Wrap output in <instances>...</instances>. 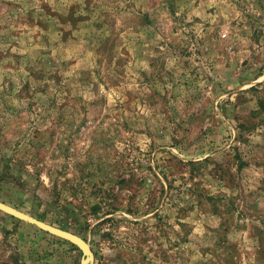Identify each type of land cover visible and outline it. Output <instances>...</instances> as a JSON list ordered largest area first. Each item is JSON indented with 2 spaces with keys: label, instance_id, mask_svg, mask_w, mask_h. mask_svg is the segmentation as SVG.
I'll return each instance as SVG.
<instances>
[{
  "label": "rangeland",
  "instance_id": "obj_1",
  "mask_svg": "<svg viewBox=\"0 0 264 264\" xmlns=\"http://www.w3.org/2000/svg\"><path fill=\"white\" fill-rule=\"evenodd\" d=\"M0 200L92 264H264V0H0ZM0 210V264H81Z\"/></svg>",
  "mask_w": 264,
  "mask_h": 264
},
{
  "label": "water",
  "instance_id": "obj_2",
  "mask_svg": "<svg viewBox=\"0 0 264 264\" xmlns=\"http://www.w3.org/2000/svg\"><path fill=\"white\" fill-rule=\"evenodd\" d=\"M0 210L18 219L24 220L30 224L36 225L42 230L51 233L53 235H56L60 238L66 239L72 244L76 245L83 252L81 264H92L94 262V252L92 250L90 243L80 235H77L71 231L47 223L1 200H0Z\"/></svg>",
  "mask_w": 264,
  "mask_h": 264
}]
</instances>
